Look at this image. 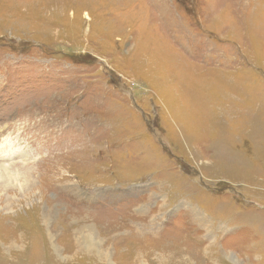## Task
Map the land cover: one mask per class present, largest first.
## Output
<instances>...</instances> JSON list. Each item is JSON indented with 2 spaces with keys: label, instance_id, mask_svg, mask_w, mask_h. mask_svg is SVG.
<instances>
[{
  "label": "rangeland",
  "instance_id": "rangeland-1",
  "mask_svg": "<svg viewBox=\"0 0 264 264\" xmlns=\"http://www.w3.org/2000/svg\"><path fill=\"white\" fill-rule=\"evenodd\" d=\"M4 137L0 264H264V0H0Z\"/></svg>",
  "mask_w": 264,
  "mask_h": 264
},
{
  "label": "bare ground",
  "instance_id": "bare-ground-1",
  "mask_svg": "<svg viewBox=\"0 0 264 264\" xmlns=\"http://www.w3.org/2000/svg\"><path fill=\"white\" fill-rule=\"evenodd\" d=\"M20 149L21 147L13 143L9 138L6 139L4 137L0 140V191L16 190L17 192V190H19V192H29L31 186L36 185L33 184V181L34 179L37 181V179L33 177L31 171L20 168V166H15L16 168L13 167L12 162L18 158L16 155L20 153ZM23 150H25V148ZM41 198L43 199V195H41V197L39 196L40 201Z\"/></svg>",
  "mask_w": 264,
  "mask_h": 264
}]
</instances>
